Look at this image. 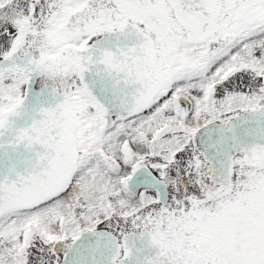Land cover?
<instances>
[{"label": "snow or ice", "instance_id": "snow-or-ice-1", "mask_svg": "<svg viewBox=\"0 0 264 264\" xmlns=\"http://www.w3.org/2000/svg\"><path fill=\"white\" fill-rule=\"evenodd\" d=\"M0 264H264V0H0Z\"/></svg>", "mask_w": 264, "mask_h": 264}]
</instances>
